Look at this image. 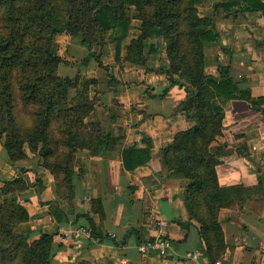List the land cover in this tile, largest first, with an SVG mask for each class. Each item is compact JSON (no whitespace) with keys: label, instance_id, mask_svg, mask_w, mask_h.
<instances>
[{"label":"trees","instance_id":"obj_1","mask_svg":"<svg viewBox=\"0 0 264 264\" xmlns=\"http://www.w3.org/2000/svg\"><path fill=\"white\" fill-rule=\"evenodd\" d=\"M200 2L0 0V140L10 162L28 159L31 150L37 157L36 166L53 175L57 196L71 204L81 150L105 154L122 149L127 169L145 164L152 156V141L143 136L146 145L123 148L122 138L95 116L98 98L91 90L97 78L80 73L61 75V64H74L55 47L65 33L80 37L89 50L87 58L95 56L106 67L95 47L100 49L112 40L117 60L147 68V53L158 52V45L149 39L158 37L168 59L161 70L170 86L179 84L186 90L176 110L195 123L175 132L156 158L169 176L185 180L190 218L198 223L204 251L215 264L227 248L220 210L237 196L236 186L220 183L217 165L221 151L216 142L224 131L225 104L237 98L240 89L227 66L219 75L206 70V46L217 40L219 33L213 17L201 14ZM229 3L240 5L236 11L264 13V0ZM134 19L140 21V32L124 46ZM28 170L22 166L17 176L5 179L0 186V264H52L55 254L54 234L25 228L30 213L21 196L31 185ZM35 182L40 190L45 187L39 172ZM91 210L104 217L100 198L91 200ZM85 215L92 226L91 235L104 236L96 232L92 216ZM74 264L93 263L82 259Z\"/></svg>","mask_w":264,"mask_h":264},{"label":"crops","instance_id":"obj_2","mask_svg":"<svg viewBox=\"0 0 264 264\" xmlns=\"http://www.w3.org/2000/svg\"><path fill=\"white\" fill-rule=\"evenodd\" d=\"M230 1L201 0L199 5L201 14L213 17L219 33L206 46V70L219 75L227 66L240 89L239 96L225 104L224 131L216 142L221 151L220 183L237 188L235 201L219 214L227 243L219 261L253 264L264 261V13L236 11L240 5ZM157 48L158 52L147 53V68L113 57L104 62L106 67L85 56L74 63L78 73L97 78L92 93L98 98L95 116L122 138L123 148L146 145L143 136L152 141V156L145 164L127 169L122 149L105 154L81 150L71 204L57 196L53 175L36 166L37 157L30 153L28 159L10 162L0 140V186L17 176L22 166L29 169L31 185L21 196L30 213L25 228L54 234L52 264L82 259L93 264H211L199 225L190 218L185 180L169 176L156 158L175 132L195 123L176 110L186 90L179 84L170 86L161 70L168 62L165 49ZM37 172L45 186L42 190L35 182ZM95 198L103 203L102 219L91 210ZM86 213L104 236L91 235ZM160 234L170 239L165 252L138 249L140 241ZM189 252L198 256L190 257Z\"/></svg>","mask_w":264,"mask_h":264},{"label":"rangeland","instance_id":"obj_3","mask_svg":"<svg viewBox=\"0 0 264 264\" xmlns=\"http://www.w3.org/2000/svg\"><path fill=\"white\" fill-rule=\"evenodd\" d=\"M140 21L137 19H134L133 21V26H132V31H131V35L130 37L124 42V46H126L127 42L133 37V36H137L139 34V26ZM149 41L153 42L155 45L157 44L158 46H161V40L158 37H152L149 39ZM107 45H109V49H107L105 46H103L102 48H96V51L99 53L100 58L102 60V62L104 63L105 61L109 62V59L112 57L115 59V47H116V43L113 42L112 40L109 41L107 43ZM125 47L123 49V51L125 52ZM55 51L57 53H60V55H62L64 58H69L71 60H68L70 62H72L73 64L76 63L80 58H83L84 56L87 57L89 54V50L87 49V47H85L81 41H80V37H76V36H70L69 34L65 33L63 35H61L57 42H56V47H55ZM90 58H94L96 59L95 56H91ZM109 66V65H106ZM107 70V69H106ZM108 71V70H107ZM100 72H104V68L100 70ZM99 72V74H101ZM59 73L61 75H74L76 73H78V69L76 67V65H72V66H67L66 64H61L59 67ZM95 73V72H94ZM126 77H130L127 76ZM100 79V78H99ZM103 82H105L106 80H102ZM98 87V83L95 85ZM94 89V86H93ZM93 89L91 90V93H93ZM94 95V94H93ZM32 154L34 157H36V155L31 152V150L28 149V154ZM30 156V155H29ZM32 169V168H31ZM30 169V170H31ZM32 173V171H31ZM36 176V175H34ZM74 264V263H73Z\"/></svg>","mask_w":264,"mask_h":264},{"label":"built area","instance_id":"obj_4","mask_svg":"<svg viewBox=\"0 0 264 264\" xmlns=\"http://www.w3.org/2000/svg\"><path fill=\"white\" fill-rule=\"evenodd\" d=\"M90 231V230H89ZM91 233V232H90ZM170 239L166 237L163 234L157 235L155 237L147 238L145 240H142L138 244V249L143 252H149V251H159L160 253H163L166 251L167 248L170 247ZM188 256L190 257H197L198 254L193 252H189ZM215 264H221V261H216ZM253 264H264V261H261L259 263H253Z\"/></svg>","mask_w":264,"mask_h":264}]
</instances>
